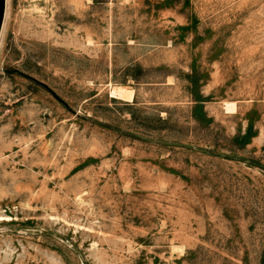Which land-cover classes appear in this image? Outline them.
<instances>
[{
  "label": "rangeland",
  "instance_id": "obj_1",
  "mask_svg": "<svg viewBox=\"0 0 264 264\" xmlns=\"http://www.w3.org/2000/svg\"><path fill=\"white\" fill-rule=\"evenodd\" d=\"M5 1L0 264H264V0Z\"/></svg>",
  "mask_w": 264,
  "mask_h": 264
},
{
  "label": "water",
  "instance_id": "obj_2",
  "mask_svg": "<svg viewBox=\"0 0 264 264\" xmlns=\"http://www.w3.org/2000/svg\"><path fill=\"white\" fill-rule=\"evenodd\" d=\"M5 7H6V1L5 0H0V31H1V27H2V23H3V19H4V15H5ZM5 72L9 73V74H18L28 80H31L35 83H37L38 85L44 87L55 99H57L58 101H60L61 103H63L65 106L68 107L67 103L61 98L59 97V95L53 90L51 89L48 85H46L44 82L38 80L37 78L19 70V69H6Z\"/></svg>",
  "mask_w": 264,
  "mask_h": 264
},
{
  "label": "bare ground",
  "instance_id": "obj_3",
  "mask_svg": "<svg viewBox=\"0 0 264 264\" xmlns=\"http://www.w3.org/2000/svg\"><path fill=\"white\" fill-rule=\"evenodd\" d=\"M112 94H114L117 98H120L122 100H131L132 99V91L126 89V87H116L114 88ZM224 109L226 112L229 110H234L235 109V104L234 103H225L224 104Z\"/></svg>",
  "mask_w": 264,
  "mask_h": 264
}]
</instances>
